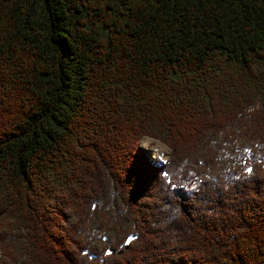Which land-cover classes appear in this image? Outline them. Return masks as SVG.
Instances as JSON below:
<instances>
[{
  "label": "trees",
  "instance_id": "trees-1",
  "mask_svg": "<svg viewBox=\"0 0 264 264\" xmlns=\"http://www.w3.org/2000/svg\"><path fill=\"white\" fill-rule=\"evenodd\" d=\"M0 264H264V0H0Z\"/></svg>",
  "mask_w": 264,
  "mask_h": 264
},
{
  "label": "rangeland",
  "instance_id": "rangeland-1",
  "mask_svg": "<svg viewBox=\"0 0 264 264\" xmlns=\"http://www.w3.org/2000/svg\"><path fill=\"white\" fill-rule=\"evenodd\" d=\"M141 145L150 159L154 160L157 165H164L168 162L170 148L161 140L152 137H144Z\"/></svg>",
  "mask_w": 264,
  "mask_h": 264
},
{
  "label": "snow or ice",
  "instance_id": "snow-or-ice-1",
  "mask_svg": "<svg viewBox=\"0 0 264 264\" xmlns=\"http://www.w3.org/2000/svg\"><path fill=\"white\" fill-rule=\"evenodd\" d=\"M249 171H251V169H249ZM127 242L130 243L131 242V238H129V240Z\"/></svg>",
  "mask_w": 264,
  "mask_h": 264
}]
</instances>
